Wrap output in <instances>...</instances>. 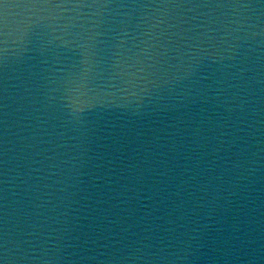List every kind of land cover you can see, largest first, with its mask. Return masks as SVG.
<instances>
[{"label":"water","instance_id":"1","mask_svg":"<svg viewBox=\"0 0 264 264\" xmlns=\"http://www.w3.org/2000/svg\"><path fill=\"white\" fill-rule=\"evenodd\" d=\"M15 5L0 256L264 264V0Z\"/></svg>","mask_w":264,"mask_h":264},{"label":"snow or ice","instance_id":"2","mask_svg":"<svg viewBox=\"0 0 264 264\" xmlns=\"http://www.w3.org/2000/svg\"><path fill=\"white\" fill-rule=\"evenodd\" d=\"M8 0H0V8L7 5ZM101 0H16V7L21 9L48 8V7H79L92 6L100 4ZM168 0H165V4ZM23 23V22H21ZM7 14L0 11V45L5 42L4 37L7 36ZM2 50V49H0ZM79 103V101H77ZM0 264H4L2 256H0Z\"/></svg>","mask_w":264,"mask_h":264},{"label":"clouds","instance_id":"3","mask_svg":"<svg viewBox=\"0 0 264 264\" xmlns=\"http://www.w3.org/2000/svg\"><path fill=\"white\" fill-rule=\"evenodd\" d=\"M2 259L4 264H9V256H8V249L6 247V242H5L4 254L2 255Z\"/></svg>","mask_w":264,"mask_h":264}]
</instances>
